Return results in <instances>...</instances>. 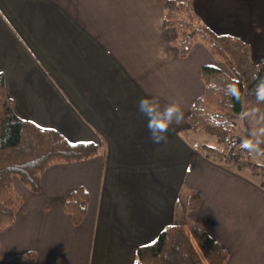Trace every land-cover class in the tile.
Listing matches in <instances>:
<instances>
[{
    "label": "crops",
    "instance_id": "obj_1",
    "mask_svg": "<svg viewBox=\"0 0 264 264\" xmlns=\"http://www.w3.org/2000/svg\"><path fill=\"white\" fill-rule=\"evenodd\" d=\"M164 1L0 0V72L15 111L100 147L89 159L47 167L38 193L13 177L23 203L0 231V256L33 250L35 264H132L165 225L191 219L227 250L225 264H264V189L204 157L197 144L219 146L186 119L203 91L201 67H225L200 42L178 56L175 29L162 26ZM176 1L219 33L243 3ZM152 96L183 112L159 144L136 111ZM76 186L89 197L78 225L63 210Z\"/></svg>",
    "mask_w": 264,
    "mask_h": 264
},
{
    "label": "trees",
    "instance_id": "obj_2",
    "mask_svg": "<svg viewBox=\"0 0 264 264\" xmlns=\"http://www.w3.org/2000/svg\"><path fill=\"white\" fill-rule=\"evenodd\" d=\"M162 26L175 29L176 37L171 44L180 58H185L193 44L200 42L227 70L210 65L201 67L203 91L192 101L186 119L194 131L210 135L221 148L197 144L196 149L213 162L252 166L251 150L244 146V133L248 127L254 139L258 130L264 128V103H258L254 95L264 82V57L254 61L249 42L212 30L187 2L165 0ZM254 108L257 113L248 115ZM259 139L264 147V136ZM99 151L96 143L70 142L58 130L21 117L6 94L4 74L0 72V231L14 223L23 203L13 177L26 189L38 193L41 174L47 167L86 160ZM238 153H244L245 160L235 162ZM88 200L83 186H76L65 197L63 210L74 225L85 216ZM227 258L228 252L220 242L199 223L186 219L165 225L154 241L138 246L132 264H225ZM35 261L33 250L0 256V264H35Z\"/></svg>",
    "mask_w": 264,
    "mask_h": 264
},
{
    "label": "rangeland",
    "instance_id": "obj_3",
    "mask_svg": "<svg viewBox=\"0 0 264 264\" xmlns=\"http://www.w3.org/2000/svg\"><path fill=\"white\" fill-rule=\"evenodd\" d=\"M254 2L258 3L245 4L243 0L241 13H239L240 11L235 13V17H231V19H233H230L231 21L226 20L225 24L229 22V26L221 28V31L226 34L240 35L243 39H250L252 46V59L254 61H259L264 57V54H260L261 48H264V1L261 0ZM215 144L217 146L216 142ZM219 148H221V146H219ZM250 154L249 161L252 163V166L247 165V163L236 164L234 162L225 163V161H221L219 164L239 172L264 189V154L260 153L258 150L250 151ZM245 158L246 155L244 153H238L234 161L245 160ZM17 182L18 181L13 180L14 187L18 192ZM193 199L194 201L198 199L195 194ZM178 208L179 212L180 208L183 209V207L179 206Z\"/></svg>",
    "mask_w": 264,
    "mask_h": 264
},
{
    "label": "clouds",
    "instance_id": "obj_4",
    "mask_svg": "<svg viewBox=\"0 0 264 264\" xmlns=\"http://www.w3.org/2000/svg\"><path fill=\"white\" fill-rule=\"evenodd\" d=\"M254 95L258 103H264V82L255 89ZM136 111L146 121V129L149 139L153 144L166 141L173 125H178L183 119V112L178 103L161 105L158 97H142L136 103ZM258 109H252L248 115L257 113ZM264 136V128L258 130L256 138L244 141V146L251 151L262 143L259 139Z\"/></svg>",
    "mask_w": 264,
    "mask_h": 264
},
{
    "label": "water",
    "instance_id": "obj_5",
    "mask_svg": "<svg viewBox=\"0 0 264 264\" xmlns=\"http://www.w3.org/2000/svg\"><path fill=\"white\" fill-rule=\"evenodd\" d=\"M244 139L245 140H250V139H253L252 136L250 135L249 133V129L248 127L245 129V133H244ZM256 150H258L260 153L264 154V147L259 145Z\"/></svg>",
    "mask_w": 264,
    "mask_h": 264
},
{
    "label": "bare ground",
    "instance_id": "obj_6",
    "mask_svg": "<svg viewBox=\"0 0 264 264\" xmlns=\"http://www.w3.org/2000/svg\"><path fill=\"white\" fill-rule=\"evenodd\" d=\"M17 188H19V185L17 184Z\"/></svg>",
    "mask_w": 264,
    "mask_h": 264
}]
</instances>
